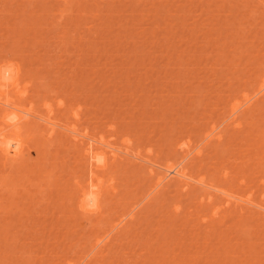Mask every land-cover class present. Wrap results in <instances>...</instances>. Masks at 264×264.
<instances>
[{"label":"rangeland","instance_id":"374dc122","mask_svg":"<svg viewBox=\"0 0 264 264\" xmlns=\"http://www.w3.org/2000/svg\"><path fill=\"white\" fill-rule=\"evenodd\" d=\"M3 60L19 71L8 93L37 115L49 104L61 126L47 136L24 118L25 153L0 159V264H85L90 251V264H264V0H0ZM62 125L119 149L95 217L75 211L83 167ZM175 160L205 185L157 195Z\"/></svg>","mask_w":264,"mask_h":264},{"label":"bare ground","instance_id":"6f19581e","mask_svg":"<svg viewBox=\"0 0 264 264\" xmlns=\"http://www.w3.org/2000/svg\"><path fill=\"white\" fill-rule=\"evenodd\" d=\"M261 79H262V81H264V78H261ZM18 81H19L18 69L14 70L13 68H11L10 60L1 61L0 62V159H2L4 163L17 162L19 160V158L21 159V157L23 156V154L26 151L25 142H24L23 138L21 137V131H22V127H23L22 124L24 122L25 123L27 122V120H25L24 118L28 119L29 121L32 120L31 122H35L36 125H39V127H41V125H43L44 127L43 126H42L43 128L41 127L42 128L41 132H42V134L45 133V135H47V136H50L53 134V132L56 130V126H61L58 123L60 121H56L54 119V117H52L53 116L51 113L52 110H51L49 104H44V108L47 112L44 113L45 111H43V114H46V115H40V114L37 115V112L33 113L34 112L33 108L27 107L24 104L25 101L22 100L21 95L14 96V95H10L8 93L9 88L15 87L18 84ZM261 86L262 87L260 89H264V84H262ZM260 93H261V90H260ZM262 94H264V92H262ZM258 97H260V96H258ZM261 99H264V98H261ZM255 101H258V98H256ZM252 105H253V101L249 105H247L248 106L247 109L250 108ZM73 114L77 115L78 112L75 111V113L73 112ZM74 117H77V116H74ZM18 119H19V121H18ZM21 121H24V122L21 123ZM40 121L43 124L40 125V123H39ZM230 121H232V120H230ZM62 126L65 127L64 125H62ZM64 129L65 130L67 129L68 131L71 132L72 135L68 136V138L70 137L69 139L72 141V143L76 144V146H78L79 158H80L79 160L81 161V163H82L81 165L83 167V169H82L83 174L79 179H77V181H75V187L73 190L74 192L71 193V197L73 199L72 201H74V203H75L74 208L77 209L75 211H79L85 217L89 216L92 218V216L95 217L98 214L102 213V207H101L102 193H101V186H100V183L102 182V177H101L100 172H102L107 166V162H108V155L107 154L112 153L111 154L112 156H117V153L115 151L117 148L113 147L111 142L107 139L105 140V138L103 136L98 137L97 135L90 134L87 131H78L75 128V126L68 127V128L65 127ZM211 130L212 129H210L209 131H211ZM213 131H214V129L211 132L213 133ZM70 132H68V133H70ZM206 134H208V133H206ZM217 134L218 133H216L215 135H217ZM218 136H219V134H218ZM212 137H214V136H212ZM219 139L220 138L218 137V140ZM125 142H126V140H125ZM185 145H187V143L178 141V143L176 144V148L174 147L175 149H177L175 151L182 152V153L185 151L186 152V153L184 152L185 156H187V155L190 156V154H189L190 152L187 153V151H186V150L189 151V149H187V147L185 149V147H184ZM125 148H127V147H125ZM178 149H180V150H178ZM117 150L119 151V149H117ZM127 150L129 151L130 149L128 148ZM127 150L122 149L121 151L124 152L125 155H128L129 153ZM191 152H192V150H191ZM199 154H200V150H195L193 156L196 157V159H197V156L199 158ZM180 156H182L180 158L182 159V162H183L186 159V157L183 154ZM193 156H192V158H193ZM183 157H185L184 160H183ZM187 159H191V158H187ZM193 161H194V159H193ZM182 162L179 160H175V161L166 162V163H164L165 165L162 164V166L159 165L160 170L155 175V178H156L155 183L153 182V184H154L153 188L154 189L157 188V190H158V191L155 190V192H158L157 195L161 194V193H159V191L161 190V188H164V187H172V186L176 185V186L182 187V190H184L185 189L184 187L188 188V186L190 187V185L193 183H194L193 185L197 184L198 186H204L205 185L206 181H204V177H202V176L198 177V176L192 175V173H189L188 168H187L188 167L187 164H185V163L182 164ZM150 163H152V162H150ZM152 165L155 166L154 162L152 163ZM153 171L154 170L152 168L149 171L152 176H153ZM208 187H210V186H207V188ZM211 187H215V186H211ZM175 188H177V187H175ZM197 188L199 189V187H197ZM155 192L153 191V193H155ZM209 192L212 193L211 190ZM209 192H208L207 197H209V195L211 194ZM217 192H219V194H217V195H220V193L224 194V191L222 189H218ZM204 194H207V193L204 192ZM225 195L227 196L225 201H227L228 203L233 202L234 204H240L242 202H245V203L247 202L250 206L253 205L252 203H254L251 201V199H249V197H247V198L246 197H244V198L240 197L239 198V197H236L238 195H236V196L231 195V194L228 195L227 193H225ZM214 196H216V195H214ZM205 197H206V195H205ZM212 200H215V199H212ZM138 203H140V202H138ZM132 205H134V204H132ZM135 205H136V203H135ZM139 205H141V204H139ZM253 206L257 207L254 210H258L257 215H259V217L261 215V214H259L260 211L262 212V215H264V204L253 205ZM136 207H137V205H136ZM255 207H253V208H255ZM248 208L251 209L252 207H248ZM128 209H130V208H128ZM128 209H126L125 213L120 212L121 214L118 217H114L115 220H110V221H113L111 227L107 226V225H109V222H110L109 221V219H110L109 215H108V217H109V219H108L107 215L105 217V214H103V217H102L103 222L101 221L100 225L105 224V220H108L109 222L106 221L108 223V224L106 223L107 224L106 226L108 228H110V230L107 227L106 228L108 230L106 228H104L105 230H107V232L104 230L106 233L103 231V234H104L103 236H100V237L97 236L96 237V238H98L97 240L95 238V243L97 241L101 240L102 242L100 241V243H98V244H101L104 241V246L96 244L95 248H96V246H98V247L101 246L99 248L102 249V247L104 248L105 246H108L107 244H109L110 241H112L110 239L113 238V234L115 232L118 233L119 231H121V229L125 226V224L128 223L129 220L134 218V216L136 214L135 207L132 206L130 210H128ZM253 212H255V211H253ZM262 217H264V216H262ZM99 228H101V227H99ZM114 230H116V231L114 232ZM110 232L111 233L114 232V233L111 234ZM109 235H111V236H109ZM91 253L92 252L90 251V254L88 253L89 255L86 256L87 258L88 257H90V258L87 259L86 262H88V263H85V264H90V262L92 261L94 255ZM92 255H93V257H92ZM91 257H92V259H91Z\"/></svg>","mask_w":264,"mask_h":264}]
</instances>
